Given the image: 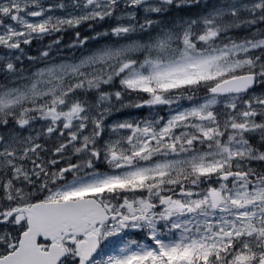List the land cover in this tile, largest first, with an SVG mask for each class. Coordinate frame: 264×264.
<instances>
[{
  "label": "snow or ice",
  "instance_id": "obj_1",
  "mask_svg": "<svg viewBox=\"0 0 264 264\" xmlns=\"http://www.w3.org/2000/svg\"><path fill=\"white\" fill-rule=\"evenodd\" d=\"M0 264H264V0H0Z\"/></svg>",
  "mask_w": 264,
  "mask_h": 264
},
{
  "label": "trees",
  "instance_id": "obj_2",
  "mask_svg": "<svg viewBox=\"0 0 264 264\" xmlns=\"http://www.w3.org/2000/svg\"><path fill=\"white\" fill-rule=\"evenodd\" d=\"M49 2V1H48ZM57 15H60L61 13L57 12ZM104 27H106L107 25H103ZM81 31V33L83 35H90L91 33H89L87 31V26L85 25L84 27H82L81 29H79ZM99 30V28H98ZM53 37H46L43 41H38V40H34L33 43L31 45L28 46V49L26 50V52L29 55H37L38 51L40 49H42L43 45L47 44L49 42L50 39H52ZM74 38V33L69 30L67 33L63 34V43L64 44H68L71 42V40ZM28 64V61H25V65Z\"/></svg>",
  "mask_w": 264,
  "mask_h": 264
},
{
  "label": "flooded vegetation",
  "instance_id": "obj_3",
  "mask_svg": "<svg viewBox=\"0 0 264 264\" xmlns=\"http://www.w3.org/2000/svg\"><path fill=\"white\" fill-rule=\"evenodd\" d=\"M127 113H128V112H126L125 115H127ZM131 114L134 115V116H137V115H143V114H145V112H139V113H138V111L134 110V111H131ZM125 115H124V116H125Z\"/></svg>",
  "mask_w": 264,
  "mask_h": 264
},
{
  "label": "rangeland",
  "instance_id": "obj_4",
  "mask_svg": "<svg viewBox=\"0 0 264 264\" xmlns=\"http://www.w3.org/2000/svg\"><path fill=\"white\" fill-rule=\"evenodd\" d=\"M50 2H55V0H50ZM114 119H123L121 116H117V118H114ZM113 120V119H112ZM110 120L109 123L112 121Z\"/></svg>",
  "mask_w": 264,
  "mask_h": 264
}]
</instances>
